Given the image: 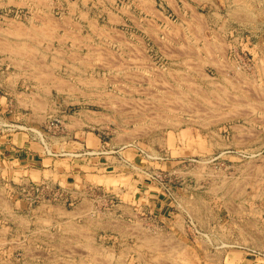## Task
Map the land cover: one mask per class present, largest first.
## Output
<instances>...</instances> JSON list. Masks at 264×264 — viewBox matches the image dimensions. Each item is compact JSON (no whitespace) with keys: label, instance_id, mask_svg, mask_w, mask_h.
Here are the masks:
<instances>
[{"label":"rangeland","instance_id":"rangeland-1","mask_svg":"<svg viewBox=\"0 0 264 264\" xmlns=\"http://www.w3.org/2000/svg\"><path fill=\"white\" fill-rule=\"evenodd\" d=\"M43 1H80L79 18L89 22L76 58L77 93L86 103L74 110H89L129 140L157 139L173 149L164 171L176 209L187 213L175 232L151 226L146 214H89L85 205L72 239L33 245L30 261L0 254V264H251L234 252L246 247L252 226L250 242L264 247V0ZM6 13L20 19L25 10ZM50 191L44 200L63 199ZM3 241L0 251L10 243Z\"/></svg>","mask_w":264,"mask_h":264},{"label":"crops","instance_id":"crops-1","mask_svg":"<svg viewBox=\"0 0 264 264\" xmlns=\"http://www.w3.org/2000/svg\"><path fill=\"white\" fill-rule=\"evenodd\" d=\"M77 2L0 1V11L25 10L20 19L0 15V191L5 198L0 242L10 241L0 254L10 259L30 261L34 246L53 248L61 239H72L69 233L81 225L77 222L83 220L79 213L85 205L89 214H146L151 226L162 222L175 232L178 215L187 213L176 209L179 198L171 173L164 171L173 166V149L157 139L129 140L93 121L89 110H74L86 100L77 93L76 58L83 53L80 43L89 24L79 18ZM17 29L22 33H14ZM185 159L183 155L178 162ZM42 184L61 189L63 199L31 206L20 196L21 187ZM253 231V226L246 229V247L234 256L258 264L264 247H253ZM53 235L57 240L51 242ZM238 236L232 238L238 241ZM16 238L22 247L12 243Z\"/></svg>","mask_w":264,"mask_h":264},{"label":"built area","instance_id":"built-area-1","mask_svg":"<svg viewBox=\"0 0 264 264\" xmlns=\"http://www.w3.org/2000/svg\"><path fill=\"white\" fill-rule=\"evenodd\" d=\"M49 186L46 184L42 185H28L23 188V193L25 194V197L29 201L30 205L39 203L40 201L46 199V193L49 192ZM62 196V193L58 190L56 191H50V194L48 197H53L54 199H57ZM44 198V199H43Z\"/></svg>","mask_w":264,"mask_h":264},{"label":"bare ground","instance_id":"bare-ground-1","mask_svg":"<svg viewBox=\"0 0 264 264\" xmlns=\"http://www.w3.org/2000/svg\"><path fill=\"white\" fill-rule=\"evenodd\" d=\"M45 4V3H44ZM46 6V5H45ZM199 16V15H198ZM116 19V18H115ZM44 20V19H43ZM52 20V19H51ZM50 19H48L47 21H48V23H50L49 21H51ZM197 20V19H196ZM47 22H45V24H46ZM197 23V22H196ZM52 24V23H51ZM50 24V25H51ZM54 24V23H53ZM52 24V25H53ZM11 25V24H10ZM48 25V24H47ZM55 25H56V23H55ZM59 26H60V24H59ZM43 28V27H42ZM49 28V27H48ZM54 28V27H53ZM59 28V27H58ZM14 29V28H13ZM52 29V28H51ZM190 29V28H189ZM22 30V29H21ZM21 30H19V29H17L16 31H14V33H16L17 31H20V33H22L21 32ZM47 30V29H46ZM50 32V31H49ZM19 33V32H18ZM194 33V32H193ZM47 34V33H46ZM26 35V34H25ZM28 35V34H27ZM195 35V34H194ZM25 43V42H24ZM19 45V44H18ZM23 45V44H22ZM206 46V45H205ZM20 47V46H19ZM24 47V46H23ZM28 47H30V46H27V49H28ZM6 48V47H5ZM11 48V47H10ZM22 48V47H21ZM14 50V49H13ZM35 50V49H34ZM18 51V50H17ZM19 51H20V49H19ZM24 51V50H23ZM23 51H21V53H19V54H21L22 55V52ZM31 51H33V50H31ZM11 53V52H10ZM13 53V52H12ZM14 53H16V51H14ZM23 54H25V53H23ZM28 56V55H27ZM22 57V56H21ZM31 57H33V56H31ZM57 60V59H56ZM20 62V61H19ZM16 63V62H15ZM86 64V63H85ZM90 66V65H89ZM218 69V68H217ZM264 71V70H263ZM205 75V74H204ZM207 76V75H206ZM43 77V76H42ZM210 76H208V78H209ZM226 78H227V76H225ZM190 78V77H189ZM204 78H205V76H204ZM211 78V77H210ZM224 78V77H223ZM209 80V79H208ZM40 81V80H39ZM238 82V81H237ZM249 85V84H248ZM217 86V85H216ZM196 88V87H195ZM221 88V87H220ZM223 88V87H222ZM199 89V88H198ZM197 90V89H196ZM195 90V91H196ZM253 90V89H252ZM198 91V90H197ZM182 92V91H181ZM194 92V91H193ZM253 93V92H252ZM229 94V93H228ZM213 96V95H212ZM218 96V95H217ZM165 100V99H164ZM210 101V100H209ZM208 101V102H209ZM179 102V101H178ZM191 102V101H190ZM212 102V101H211ZM215 102V101H214ZM176 103V102H175ZM187 103V102H186ZM218 103V102H217ZM184 104V103H183ZM192 104V103H191ZM194 105V104H193ZM180 106V105H179ZM188 106V105H187ZM174 107V106H173ZM235 107V106H234ZM165 109V108H164ZM261 109V108H260ZM262 109H264V108H262ZM204 110V109H203ZM174 111V110H173ZM189 111V110H188ZM191 112V111H190ZM205 112V111H204ZM211 112V111H210ZM177 113V112H176ZM202 115V114H201ZM228 116V115H227ZM224 117V116H223ZM123 118V117H122ZM138 118V117H137ZM253 118V117H252ZM145 119V118H144ZM90 120V119H89ZM92 121V120H91ZM206 122V121H205ZM170 123V122H169ZM178 123V122H177ZM126 124V123H125ZM174 124V123H173ZM236 129V128H235ZM250 130V129H249ZM133 131V130H132ZM209 131V130H208ZM251 131V130H250ZM246 135V134H245ZM219 136V135H218ZM245 137V136H244ZM129 138V137H128ZM246 141V140H245ZM235 144V143H234ZM252 162V161H251ZM202 167V166H201ZM204 168V167H203ZM202 169V168H201ZM244 172V171H243ZM246 180V179H245ZM247 181V180H246ZM223 183V182H222ZM236 185V184H235ZM253 186V185H252ZM232 187V186H231ZM237 188V187H236ZM209 191V190H208ZM215 194V193H214ZM258 196V195H257ZM239 199V198H238ZM85 204V203H84ZM86 206H88V205H86ZM76 213V212H75ZM83 213V212H82ZM98 217V216H97ZM191 217V216H190ZM47 219V218H46ZM47 222V221H46ZM45 222V223H46ZM49 222V221H48ZM47 222V223H48ZM73 223V222H72ZM27 224V223H26ZM201 224V223H200ZM113 225V224H112ZM260 225V224H259ZM72 227V226H71ZM86 232V231H85ZM141 233V232H140ZM72 234V233H71ZM148 234V233H147ZM44 235V234H43ZM81 235V234H80ZM204 235V234H203ZM83 236H84V233H83ZM143 238V237H142ZM151 240V239H150ZM153 240V239H152ZM160 240V239H159ZM245 240V239H244ZM70 241V240H69ZM156 241V240H155ZM163 241V240H162ZM145 244L147 243V242H144ZM60 244V243H59ZM82 244V243H81ZM166 246H167V244H165ZM165 245H164V247H165ZM74 246V245H73ZM146 246V245H145ZM158 246V245H157ZM156 246V247H157ZM204 246V245H203ZM61 247V246H60ZM159 247V246H158ZM59 248V247H58ZM73 248V247H72ZM154 249V247H151V249ZM160 248V247H159ZM169 248V247H168ZM85 249V248H84ZM157 249V248H156ZM96 250V249H95ZM154 251V250H153ZM156 251V250H155ZM66 252V251H65ZM65 252H64V254H65ZM80 253V252H79ZM139 253V252H138ZM178 253V252H177ZM69 255V254H68ZM95 255V254H94ZM109 255V254H108ZM123 255V254H122ZM126 255V254H125ZM170 255V254H169ZM176 255V254H175ZM193 255V254H192ZM81 256V255H80ZM180 256V255H179ZM182 256V255H181ZM95 257V256H94ZM178 257V256H177ZM50 258V257H49ZM91 259V258H90ZM92 259H94V258H92ZM117 259V258H116ZM172 259V258H171ZM157 260V259H156ZM191 260V259H190ZM92 261V260H91ZM95 261V260H94ZM59 262V261H58ZM175 262V261H174ZM185 262V261H184ZM193 262V261H192ZM71 264V263H70ZM99 264V263H98Z\"/></svg>","mask_w":264,"mask_h":264}]
</instances>
